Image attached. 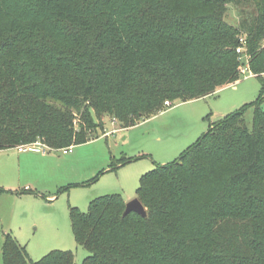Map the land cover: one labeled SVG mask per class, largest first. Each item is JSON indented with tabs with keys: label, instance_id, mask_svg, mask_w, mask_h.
Returning a JSON list of instances; mask_svg holds the SVG:
<instances>
[{
	"label": "trees",
	"instance_id": "obj_1",
	"mask_svg": "<svg viewBox=\"0 0 264 264\" xmlns=\"http://www.w3.org/2000/svg\"><path fill=\"white\" fill-rule=\"evenodd\" d=\"M241 38L249 69L263 76L264 0H0V150L37 142L66 150L89 142L106 116L125 128L167 100L235 85ZM263 99L142 176L137 198L146 217L124 216L120 193L91 199L86 212L72 207L76 241L91 253L82 264H264ZM2 257L75 262L71 250L35 261L9 232Z\"/></svg>",
	"mask_w": 264,
	"mask_h": 264
},
{
	"label": "rangeland",
	"instance_id": "obj_2",
	"mask_svg": "<svg viewBox=\"0 0 264 264\" xmlns=\"http://www.w3.org/2000/svg\"><path fill=\"white\" fill-rule=\"evenodd\" d=\"M228 14L229 23L238 24L235 7L229 5ZM262 93L264 75L246 73L235 85L213 95L189 101L170 100L171 106L165 105L160 113L129 127L122 128L106 116L103 127L89 132V142L66 150L42 147L46 151L43 154L41 146H31L34 149L22 156L14 151L1 153L0 183L15 181L3 175L12 168L16 176L28 179L38 194H26L18 201L11 195L0 199V264H4L5 231L14 235L35 261L53 250H71L74 264H82L91 253L76 241L72 207L86 212L91 199L112 193H120L126 202L137 198L144 174L177 160L211 125L258 100ZM261 108L264 110V99ZM253 118L254 108L249 107L245 119L250 128Z\"/></svg>",
	"mask_w": 264,
	"mask_h": 264
},
{
	"label": "crops",
	"instance_id": "obj_3",
	"mask_svg": "<svg viewBox=\"0 0 264 264\" xmlns=\"http://www.w3.org/2000/svg\"><path fill=\"white\" fill-rule=\"evenodd\" d=\"M231 86H233V85H231ZM32 149H34V148H28V149H25V148H12V149H5V150H0V155H1V153H4V152H6V151H14L15 153H18L19 154V156H22V155H24L25 153H27V152H29V151H31ZM41 152H43V154L46 152L45 150H43L42 148H41ZM6 171V170H5ZM3 175L5 176V177H11L12 179H15V181L13 180L11 183H9V184H5V183H0V188L3 186V188L5 187L6 188V190L7 191H5V192H2V193H0V199H4L3 197H5V196H3V195H11L12 197H14L15 199H17V201L21 198V197H23L24 195H26V194H28V193H23V192H21L22 190H24V189H27V188H31V189H33L32 187H31V183L30 182H28L26 179L24 180L23 178H22V176H21V174H18L17 176L15 175V173H14V170L11 168V170L10 169H8L7 170V172H3ZM8 175H11V176H8ZM0 176H2L1 175V173H0ZM16 179H17V181H16ZM2 182H4V181H2ZM15 182V183H14ZM16 201V202H17ZM17 204V203H16ZM5 207V206H4ZM1 208V207H0ZM2 209H0V211H1ZM6 233H8V232H4V235L6 234Z\"/></svg>",
	"mask_w": 264,
	"mask_h": 264
},
{
	"label": "built area",
	"instance_id": "obj_4",
	"mask_svg": "<svg viewBox=\"0 0 264 264\" xmlns=\"http://www.w3.org/2000/svg\"><path fill=\"white\" fill-rule=\"evenodd\" d=\"M240 46L237 48V52L240 54V61H241V66H240V72L241 74H246V73H250L252 75H255L250 69H249V60H250V55L247 53V50H246V44H247V41L245 38H241L240 39ZM171 102L169 100H167L165 102V105L166 106H171ZM38 144H41L40 142H37L35 143L34 145H31L32 147L33 146H41L44 147L42 144L41 145H38ZM31 146H27V147H24L25 149H28V148H31Z\"/></svg>",
	"mask_w": 264,
	"mask_h": 264
},
{
	"label": "water",
	"instance_id": "obj_5",
	"mask_svg": "<svg viewBox=\"0 0 264 264\" xmlns=\"http://www.w3.org/2000/svg\"><path fill=\"white\" fill-rule=\"evenodd\" d=\"M131 212L138 213V214L142 215L143 217H146L148 215L146 207L140 201L139 198H134V199L126 202V208L124 211V216L128 215Z\"/></svg>",
	"mask_w": 264,
	"mask_h": 264
}]
</instances>
